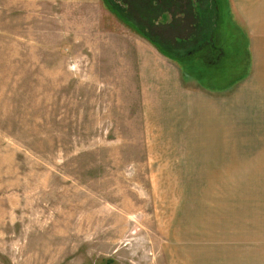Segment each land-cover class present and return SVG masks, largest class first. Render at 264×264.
Returning <instances> with one entry per match:
<instances>
[{"label": "rangeland", "instance_id": "obj_1", "mask_svg": "<svg viewBox=\"0 0 264 264\" xmlns=\"http://www.w3.org/2000/svg\"><path fill=\"white\" fill-rule=\"evenodd\" d=\"M226 3L202 87L103 0H0V264H264V0Z\"/></svg>", "mask_w": 264, "mask_h": 264}, {"label": "flooded vegetation", "instance_id": "obj_2", "mask_svg": "<svg viewBox=\"0 0 264 264\" xmlns=\"http://www.w3.org/2000/svg\"><path fill=\"white\" fill-rule=\"evenodd\" d=\"M107 1L114 8L118 7L115 4L120 3L119 0ZM156 1L151 0L153 4ZM201 2L198 4V0H180L179 6H177V0L170 2L169 10L173 18L172 23L176 28L175 38L171 37L172 61L180 66L182 72V66L195 70L194 67L200 62V59L211 65L210 69H217L218 61L220 62L223 58V64L226 66L222 73L229 75L237 68L238 61H236L234 52L232 57L229 56L227 49L229 51L235 49L239 42V36L234 32V29H228L229 23L233 25L234 22L228 11L227 3L222 0H219V3L216 0ZM201 4L204 7H198ZM121 6L124 7V13H126V5ZM123 20L128 26L130 25V28L136 29L135 24H131L129 20ZM139 25L142 26L141 23H138ZM184 53L187 56L183 59Z\"/></svg>", "mask_w": 264, "mask_h": 264}, {"label": "water", "instance_id": "obj_3", "mask_svg": "<svg viewBox=\"0 0 264 264\" xmlns=\"http://www.w3.org/2000/svg\"><path fill=\"white\" fill-rule=\"evenodd\" d=\"M119 1L121 5H126V13H124V7L121 5L115 4L118 7L114 8L112 4L107 3V0H103L107 8L108 6L111 7L119 18L129 20L131 24H135L138 32L143 34L148 40H151L159 50H163L171 58V37L175 38L176 31L172 23V14L169 10L171 0H157L155 4L151 0ZM179 5L180 0H177V6ZM138 23H141L142 26L139 25V27ZM202 60L200 59L199 64L209 66ZM182 75L190 78V75L185 72Z\"/></svg>", "mask_w": 264, "mask_h": 264}, {"label": "trees", "instance_id": "obj_4", "mask_svg": "<svg viewBox=\"0 0 264 264\" xmlns=\"http://www.w3.org/2000/svg\"><path fill=\"white\" fill-rule=\"evenodd\" d=\"M224 1V3H226V0H222ZM216 2L219 3V0H216ZM108 9L117 17L119 18L116 13L114 12V10L108 6ZM124 21V20H123ZM125 24H127L125 21H124ZM128 25V24H127ZM130 26V25H129ZM238 28V27H237ZM238 31H239V43H238V46H235V53L237 54L236 55V58H240L239 60V64L241 65V63H245L244 65H246V55H245V52L247 51L246 50V35H245V32L241 29V28H238ZM142 36V35H141ZM160 52L165 55L166 57L170 58V56L168 54H166L163 50H160ZM247 54V53H246ZM187 55L184 53L183 54V59L186 57ZM172 59V57H171ZM238 61V60H237ZM238 64V65H239ZM203 66L204 65H201L199 63H197L195 65V70H193V68H189V67H186L185 66H182V71L189 74L191 78H193L197 83L198 85H202V87H204L205 85H203V77H202V74L204 73L203 72ZM206 67V66H204ZM208 68V67H206ZM210 69V68H208ZM209 77H210V74H209ZM222 88H218L217 91L221 90Z\"/></svg>", "mask_w": 264, "mask_h": 264}, {"label": "crops", "instance_id": "obj_5", "mask_svg": "<svg viewBox=\"0 0 264 264\" xmlns=\"http://www.w3.org/2000/svg\"><path fill=\"white\" fill-rule=\"evenodd\" d=\"M260 17V15H258V18ZM263 18V23H262V26H264V17H262ZM263 32H264V30H263ZM263 66V65H262Z\"/></svg>", "mask_w": 264, "mask_h": 264}]
</instances>
